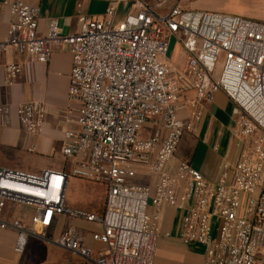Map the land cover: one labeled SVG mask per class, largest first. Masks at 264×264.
Returning a JSON list of instances; mask_svg holds the SVG:
<instances>
[{"label": "built area", "instance_id": "built-area-1", "mask_svg": "<svg viewBox=\"0 0 264 264\" xmlns=\"http://www.w3.org/2000/svg\"><path fill=\"white\" fill-rule=\"evenodd\" d=\"M108 1L102 17L79 18L78 33L63 36L52 20L41 36L40 8L26 0H0V14L11 17L0 56L14 48L30 58L24 69L7 66L8 79L22 72L29 76L35 65L50 62L54 45H68L69 101L78 125L62 141L69 168L40 174L0 168V230L17 232L14 254H25L31 238L48 241L43 233L57 217L67 216L98 225L92 239L105 248L93 259L86 233L71 229L51 242L59 249L94 264H154L156 226L162 209L171 208L182 214L185 244L203 249L202 264H264V139L256 137L264 131V22L184 11L181 0L168 10V0ZM124 4L134 12L117 22ZM173 38L186 53L181 66L168 56ZM218 93L236 106L235 163L223 165L215 184L190 159L170 174L167 166L185 132L195 131ZM1 110L9 115L8 108ZM17 115L35 133L48 110L30 103L20 105ZM148 124L154 126L150 136L144 131ZM140 168L157 177L154 187L133 183ZM73 180L105 189L101 216L66 205ZM9 204L34 209L29 227L4 219Z\"/></svg>", "mask_w": 264, "mask_h": 264}, {"label": "crops", "instance_id": "crops-1", "mask_svg": "<svg viewBox=\"0 0 264 264\" xmlns=\"http://www.w3.org/2000/svg\"><path fill=\"white\" fill-rule=\"evenodd\" d=\"M102 0H26L30 6L40 8V35L45 36L49 24L55 20L63 36L79 32L81 16L105 14V6L101 12L95 13L94 6ZM105 3V2H103ZM10 14H0V43L8 35ZM30 62L26 55L18 53L14 48L8 49L0 56V168L13 169L32 174H40L45 170H63L50 167L55 165V158L62 156V141L69 130H77L76 106L69 101L70 78L72 71V55L66 44L54 45L53 55L48 64H37L28 76L26 72L17 75L12 81L8 79L5 68L17 65L25 68ZM191 99L194 94L189 95ZM30 103L44 104L48 110L45 123L35 133H30L23 126L17 115L20 105ZM2 108L9 109L5 116ZM235 104L224 93H218L214 103L207 107L201 120L195 123V131H187L179 145L175 157L167 166L170 174H176L182 160L190 159L193 167L200 171L210 183H217L225 163L234 164L237 158V132L233 111ZM186 118V113H181ZM153 124H148L144 131L147 136L153 133ZM229 137L225 143V138ZM157 177L150 175L145 168L137 171L134 184L154 187ZM151 206L149 213H154ZM34 209L26 206H7L4 219H17L25 227H29ZM182 214L171 208H163L157 223L159 234L158 248L154 264H202L203 249L194 244H185L181 238ZM71 229L83 230L86 233V247L93 252V259L104 250L102 244L92 239V234L99 232L100 227L88 224L72 217L60 216L53 226L46 231L50 244ZM18 234L15 230H0V264H15L20 259L14 257V246ZM37 238H31L29 245ZM38 241V240H37ZM53 244V243H51ZM29 247V246H28ZM57 247V246H56ZM58 248V247H57ZM63 251V250H62Z\"/></svg>", "mask_w": 264, "mask_h": 264}, {"label": "rangeland", "instance_id": "rangeland-1", "mask_svg": "<svg viewBox=\"0 0 264 264\" xmlns=\"http://www.w3.org/2000/svg\"><path fill=\"white\" fill-rule=\"evenodd\" d=\"M102 1L105 3L102 2L94 6L93 11L95 13L101 12L105 6H109L108 0ZM178 1L179 0H168L166 9L168 10ZM145 2L153 4L154 0H145ZM180 7L184 11L240 16L264 22V0H181ZM166 9L163 11H166ZM130 12H134V10L128 4L122 5L118 14L117 22H121ZM103 15L104 14H99L89 17L97 18L102 17ZM168 56L179 66L184 64L186 53L177 38L171 40ZM237 119L238 117L235 116V122ZM256 137L264 139V131L258 130ZM228 139L229 137L227 136L225 138V143ZM55 160V165L50 167L69 168L71 166L70 163L66 164V160L63 156L56 157ZM153 195L154 191L152 190L151 197ZM105 199L106 192L102 186L88 181L73 180L67 191L66 205L74 210L89 212L101 216L105 209ZM45 233H43V235L46 238L50 237ZM216 233L217 229L214 228V237ZM37 240L30 243L25 254L21 256L14 254L15 258L21 260L15 264H94V262L89 261L78 254L62 251L54 244L40 241L42 239L37 238Z\"/></svg>", "mask_w": 264, "mask_h": 264}]
</instances>
